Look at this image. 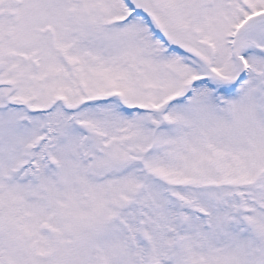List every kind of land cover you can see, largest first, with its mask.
I'll return each instance as SVG.
<instances>
[{"label":"snow or ice","instance_id":"snow-or-ice-1","mask_svg":"<svg viewBox=\"0 0 264 264\" xmlns=\"http://www.w3.org/2000/svg\"><path fill=\"white\" fill-rule=\"evenodd\" d=\"M0 264H264V0H0Z\"/></svg>","mask_w":264,"mask_h":264}]
</instances>
